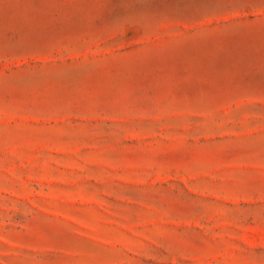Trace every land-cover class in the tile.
<instances>
[{"label":"rangeland","instance_id":"374dc122","mask_svg":"<svg viewBox=\"0 0 264 264\" xmlns=\"http://www.w3.org/2000/svg\"><path fill=\"white\" fill-rule=\"evenodd\" d=\"M0 264H264V0H0Z\"/></svg>","mask_w":264,"mask_h":264}]
</instances>
